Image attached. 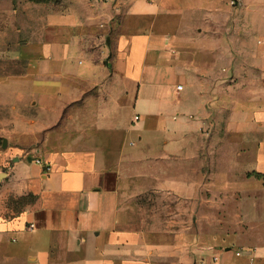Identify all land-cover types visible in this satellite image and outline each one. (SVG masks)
<instances>
[{
    "label": "crops",
    "instance_id": "1",
    "mask_svg": "<svg viewBox=\"0 0 264 264\" xmlns=\"http://www.w3.org/2000/svg\"><path fill=\"white\" fill-rule=\"evenodd\" d=\"M16 14L0 264H264V0Z\"/></svg>",
    "mask_w": 264,
    "mask_h": 264
},
{
    "label": "rangeland",
    "instance_id": "2",
    "mask_svg": "<svg viewBox=\"0 0 264 264\" xmlns=\"http://www.w3.org/2000/svg\"><path fill=\"white\" fill-rule=\"evenodd\" d=\"M44 1L43 3H53V5L58 4L61 0H38ZM33 0H0V25L6 26L9 32H12L13 26V17L17 16L16 11L19 9L20 4H24V8L28 6V4L32 3ZM38 3V2H37ZM259 44V43H258ZM261 45V44H260ZM9 66L18 69L14 61H9ZM231 81V78H230Z\"/></svg>",
    "mask_w": 264,
    "mask_h": 264
},
{
    "label": "built area",
    "instance_id": "3",
    "mask_svg": "<svg viewBox=\"0 0 264 264\" xmlns=\"http://www.w3.org/2000/svg\"><path fill=\"white\" fill-rule=\"evenodd\" d=\"M102 2H106L108 0H100ZM259 44H264V36L262 38H260V40L258 41ZM182 87H179L178 89H181ZM37 164H41V160H37L36 161ZM31 227H34V225H31ZM238 255H241V252L237 253Z\"/></svg>",
    "mask_w": 264,
    "mask_h": 264
},
{
    "label": "trees",
    "instance_id": "4",
    "mask_svg": "<svg viewBox=\"0 0 264 264\" xmlns=\"http://www.w3.org/2000/svg\"><path fill=\"white\" fill-rule=\"evenodd\" d=\"M33 1H36V2H38V3H43L44 1H38V0H33Z\"/></svg>",
    "mask_w": 264,
    "mask_h": 264
}]
</instances>
